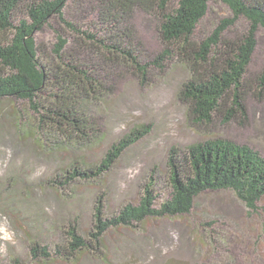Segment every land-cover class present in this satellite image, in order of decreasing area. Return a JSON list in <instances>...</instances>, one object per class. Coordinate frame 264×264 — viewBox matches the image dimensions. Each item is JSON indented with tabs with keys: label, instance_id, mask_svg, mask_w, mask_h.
I'll return each mask as SVG.
<instances>
[{
	"label": "trees",
	"instance_id": "trees-1",
	"mask_svg": "<svg viewBox=\"0 0 264 264\" xmlns=\"http://www.w3.org/2000/svg\"><path fill=\"white\" fill-rule=\"evenodd\" d=\"M83 1L0 0V101L11 100L9 115L15 130L31 135L46 153L90 150L101 143L103 132L101 119L87 104H99L114 93L115 84L108 80L130 73L141 85H148L151 69L164 77L176 62L186 72L176 98L185 107L187 125L202 139L169 146L160 173L171 189L168 198L159 197L153 172L150 180L139 184L137 204L127 203L107 218L102 215L106 191L99 190L92 226L85 235L79 231L76 216L65 222L63 242L55 251L32 239L30 257L70 261L86 252L105 258L107 231L137 228L149 217L187 214L207 191L229 190L247 208L256 209V202L264 197V156L248 144L213 136L211 130L215 123L245 124L247 99L264 101V66L257 72L249 70L256 31L264 28V0H220L233 17L222 19L199 40L195 30L211 0H90L87 13L93 17L89 25L65 13L71 2L83 5ZM136 9L158 21L163 47L152 60L145 58L137 34ZM240 16L249 22L248 29L232 37L230 26ZM50 20L57 21L59 28H55L57 41L49 52L37 42L35 33ZM151 127V123L133 126L97 161L79 156L43 184L61 195L71 194L80 183L98 185Z\"/></svg>",
	"mask_w": 264,
	"mask_h": 264
},
{
	"label": "rangeland",
	"instance_id": "rangeland-1",
	"mask_svg": "<svg viewBox=\"0 0 264 264\" xmlns=\"http://www.w3.org/2000/svg\"><path fill=\"white\" fill-rule=\"evenodd\" d=\"M91 4L90 0H84L83 5L71 2L65 13L89 25ZM232 17L227 5L211 0L196 27L195 39L207 36L222 19ZM133 21L144 56L152 60L163 47L158 21L140 9L135 10ZM248 23L243 16L238 17L229 35L246 32ZM55 28H59L57 21L50 20L35 33L37 42L49 52L57 41ZM263 66L264 28L258 27L249 70L257 72ZM148 75V85H141L130 73L111 77L108 83L115 84L114 93L99 104H87L101 119L103 132L101 143L90 150L44 152L31 135L15 130L9 115L11 100L0 101V264H264V197L256 202V209H250L229 190L201 194L187 214L149 217L137 228L107 231L105 258L86 252L70 261L53 257L44 262L30 257L32 239L55 251L63 242L65 222L76 216L79 231L85 235L92 226V207L99 190L106 191L102 215L107 218L127 203L137 204L139 184L150 180L153 172L159 197L168 198L171 189L160 173L169 146L202 137L189 128L185 107L176 98L177 88L186 77L184 68L175 62L164 77L156 69ZM246 103L245 124L215 123L212 134L248 144L264 156V101L249 97ZM141 123L152 124L149 133L125 151L98 185L80 183L71 194L61 195L43 184L45 178L79 156L88 162L97 161L112 142Z\"/></svg>",
	"mask_w": 264,
	"mask_h": 264
}]
</instances>
